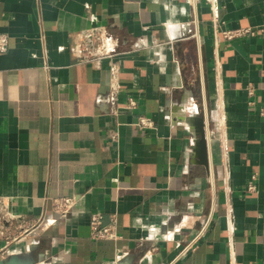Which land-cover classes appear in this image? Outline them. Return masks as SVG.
<instances>
[{
    "label": "crops",
    "instance_id": "0c3cea01",
    "mask_svg": "<svg viewBox=\"0 0 264 264\" xmlns=\"http://www.w3.org/2000/svg\"><path fill=\"white\" fill-rule=\"evenodd\" d=\"M0 45V260L264 264V0H0Z\"/></svg>",
    "mask_w": 264,
    "mask_h": 264
},
{
    "label": "built area",
    "instance_id": "2783aa9c",
    "mask_svg": "<svg viewBox=\"0 0 264 264\" xmlns=\"http://www.w3.org/2000/svg\"><path fill=\"white\" fill-rule=\"evenodd\" d=\"M255 31L250 28H239V29H225L222 31L224 37L228 39L241 37L247 34H254ZM86 43L83 44L81 53L79 56L85 61H95L100 62L102 56L111 54L115 50L114 45L111 42V37L100 27H92L87 33ZM3 45H0V49H3ZM99 49V53L96 52ZM131 105L135 104V101L131 99ZM139 124L144 127H149L152 125V121L147 117H142ZM249 190L256 189V185L252 182L248 186ZM74 206V199L72 197H55L52 199V211L49 215L48 220L55 221L60 217L67 216L72 207ZM19 217L14 213L10 207L9 203L6 201H0V237L5 236V233L9 225ZM91 235L96 239H116L118 238V232L116 227V218L113 217V221L108 225H102L101 219L99 217H93L91 220ZM197 239H195L187 249L194 247ZM155 250V248H153Z\"/></svg>",
    "mask_w": 264,
    "mask_h": 264
},
{
    "label": "water",
    "instance_id": "95a60500",
    "mask_svg": "<svg viewBox=\"0 0 264 264\" xmlns=\"http://www.w3.org/2000/svg\"><path fill=\"white\" fill-rule=\"evenodd\" d=\"M0 264H11L8 262V260H0Z\"/></svg>",
    "mask_w": 264,
    "mask_h": 264
}]
</instances>
